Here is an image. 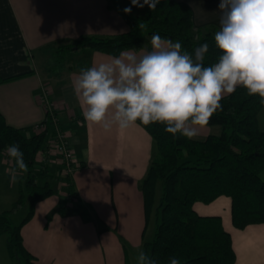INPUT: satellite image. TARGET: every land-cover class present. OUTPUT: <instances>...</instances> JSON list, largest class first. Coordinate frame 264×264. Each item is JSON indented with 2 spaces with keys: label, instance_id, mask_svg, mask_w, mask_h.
Listing matches in <instances>:
<instances>
[{
  "label": "crops",
  "instance_id": "1",
  "mask_svg": "<svg viewBox=\"0 0 264 264\" xmlns=\"http://www.w3.org/2000/svg\"><path fill=\"white\" fill-rule=\"evenodd\" d=\"M179 1L192 8L198 27L219 30L220 0ZM110 5V0H0V78L19 76L0 84V111L8 124L30 129V136L52 107L68 131L79 163L71 175L76 197L68 201L65 213L61 207L68 193L67 183L62 182L66 189L60 191L62 200L54 194L38 202L34 216L22 228L25 246L37 264H137L138 252L156 231L154 214L147 221L141 188L157 151L156 141L137 122L126 130L114 126L107 132L86 122L74 93L73 81L80 70L112 55L96 50L71 53L66 60L70 64L53 77L41 63L46 50L57 43L127 32L123 11ZM259 121L264 127V109ZM221 132V126L206 125L195 139ZM50 165L51 170L61 169L57 156ZM78 201L86 213L79 211ZM194 209L202 216L222 218L232 236L236 264H264V223L237 228L231 197L198 201Z\"/></svg>",
  "mask_w": 264,
  "mask_h": 264
},
{
  "label": "trees",
  "instance_id": "2",
  "mask_svg": "<svg viewBox=\"0 0 264 264\" xmlns=\"http://www.w3.org/2000/svg\"><path fill=\"white\" fill-rule=\"evenodd\" d=\"M110 1L112 8L124 10L120 4L123 0ZM137 9L143 14L132 15L123 11L129 25L125 33L109 37L83 35L57 43L61 57L58 64L64 63L68 54L84 50L112 56L129 48L139 51L147 46L153 34L180 41L189 52L207 43L209 51L204 59L205 66L217 62L222 55L214 42L215 30L198 27L188 4L179 0H161L154 11L147 5ZM194 28L199 32H194ZM197 34L200 40L194 39ZM17 78L19 76L0 78V84ZM220 103L223 110L214 113L208 125L221 126L222 132L202 140L179 134L173 139L164 125L145 126L137 121L157 145L141 188L147 221L149 223L153 214L156 219L154 237L145 242L144 250L158 264H170L173 256L180 260V264H236L232 236L224 228L222 218L198 214L194 209L198 201L211 203L221 196H229L233 200V222L237 228L264 223V127L259 121L264 104L260 103L258 95L250 96L243 86H237L236 91L223 97ZM52 118L53 115L48 113L44 121L48 130L28 136L30 129L8 124L0 111V160L11 159L6 148L18 144L28 165V171L20 178V195L12 210L0 213V236H9L7 248L13 264H37L36 256L25 246L22 228L34 216L37 203L56 193L51 179L67 183L68 196L61 207L63 213L68 201H74L76 197L71 175L54 177L48 162L41 164L40 170L36 168L39 153L48 142ZM28 204V215L20 224H13L10 213H17ZM77 206L79 211L86 213L80 201Z\"/></svg>",
  "mask_w": 264,
  "mask_h": 264
},
{
  "label": "clouds",
  "instance_id": "3",
  "mask_svg": "<svg viewBox=\"0 0 264 264\" xmlns=\"http://www.w3.org/2000/svg\"><path fill=\"white\" fill-rule=\"evenodd\" d=\"M161 0H131L135 7L151 11ZM126 14L131 8L123 10ZM220 27L214 33L222 55L205 66L209 45L192 52L180 41L153 34L151 50L124 49L119 55L92 67L82 68L73 81L74 93L83 106L86 122L100 125L106 132L114 126L123 131L136 124L160 123L165 131L188 139L199 135L218 110L225 94L243 86L250 96L258 95L264 104V0H220ZM198 33L199 29H193ZM194 39L200 40L197 34ZM14 161L12 180L28 165L18 144L6 148ZM137 264H158L144 250ZM170 264H180L176 257Z\"/></svg>",
  "mask_w": 264,
  "mask_h": 264
},
{
  "label": "rangeland",
  "instance_id": "4",
  "mask_svg": "<svg viewBox=\"0 0 264 264\" xmlns=\"http://www.w3.org/2000/svg\"><path fill=\"white\" fill-rule=\"evenodd\" d=\"M122 6L121 8H131V12L129 14L137 15V14H143L142 11H139L137 7L133 6L131 4V0H123L122 3H120ZM59 44H56L54 46H51L46 50V53L44 55V59L41 62L42 67L44 71H47V73H50V75L53 77L63 71L64 66H68L70 62L66 63L67 58L65 59L64 64H58V58L60 57V54L58 51ZM68 59L70 60V55L68 54ZM57 68V69H56ZM39 159V158H38ZM40 159L37 161L36 168L40 170L42 168ZM14 167V163L10 162L7 159L0 160V213L3 212H10L12 210V207L14 203L17 201L19 195H20V178L24 175V172L17 171V179L12 180V169ZM51 174L55 175L54 177L58 178V175H61L60 168L57 170L56 167H54V170H51ZM63 180L59 179H51L52 185L56 189L55 196L62 200V194L60 191H64L62 188ZM43 184L44 182H40ZM61 186V187H60ZM66 190V189H65ZM59 191V192H58ZM30 211L29 204L26 205L24 208H22L17 213H10V218L12 219L13 224H20L21 221L28 215ZM9 236L7 234L0 236V264H2V261L4 259H7L9 261L8 264H13V261L10 259L8 248H7V242H8Z\"/></svg>",
  "mask_w": 264,
  "mask_h": 264
},
{
  "label": "built area",
  "instance_id": "5",
  "mask_svg": "<svg viewBox=\"0 0 264 264\" xmlns=\"http://www.w3.org/2000/svg\"><path fill=\"white\" fill-rule=\"evenodd\" d=\"M48 113L53 115L50 135L46 147L40 151L38 158L43 164L45 162L50 163L53 157L57 156L60 161L61 175H72L79 167V163L69 141L68 131L57 118L52 107H48ZM48 128L49 126L46 123H42L34 129V133L44 132ZM8 160L14 163L12 159Z\"/></svg>",
  "mask_w": 264,
  "mask_h": 264
}]
</instances>
